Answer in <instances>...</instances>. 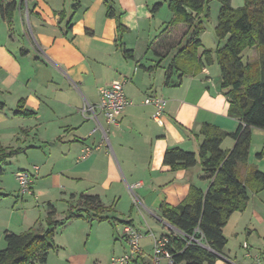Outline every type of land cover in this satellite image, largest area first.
I'll list each match as a JSON object with an SVG mask.
<instances>
[{
	"label": "crops",
	"instance_id": "0c3cea01",
	"mask_svg": "<svg viewBox=\"0 0 264 264\" xmlns=\"http://www.w3.org/2000/svg\"><path fill=\"white\" fill-rule=\"evenodd\" d=\"M76 2L78 10L69 13L59 0H24L23 8L18 6L10 23L0 15V103L5 105L0 111V143L20 149L0 168L2 176L7 172L14 176L21 170L36 176L32 195L25 196L18 195L17 187L5 190L0 177V194L6 196L0 200L3 242L7 231L21 234L45 226L46 217L42 218L41 211L33 209L34 215L26 204L34 201L38 206L42 199L43 207H54L48 198L52 190L64 195L68 211L75 202L78 206L81 196L100 197L105 208L111 209L104 216L120 223L123 237L126 226L137 230L134 214L127 219L114 215L129 190L139 211L173 231L161 218V205L177 207L191 186L206 192L211 180L205 179L199 160L193 168L173 171L163 164L164 153L180 148L198 154L204 124L227 133H235L239 126L237 119L228 116L229 105L221 82L211 80L209 67L181 80L179 74H173L172 85H165L172 58L191 35L186 25L171 26V21L158 24L161 1ZM105 2L117 20L107 16ZM156 5L160 6L153 11ZM98 6L100 17L94 21ZM118 21L126 29L121 33V44L116 43ZM125 50L132 51L134 58L126 57ZM115 80H126L124 92L131 104L119 117L118 128L110 127L100 116L101 126L107 131L104 139L103 131L94 132L97 122L85 118L81 109L84 103L97 104L99 89ZM146 96L165 100L159 121L153 119L154 107L144 104ZM21 101L33 117L16 115ZM255 132L264 136L263 131L253 129V135ZM233 145V140L226 139L222 149H232ZM87 148L92 153L85 156ZM251 154L252 148L249 165L258 168ZM19 157H26L27 166L18 163ZM13 161L18 168L8 171L6 166ZM240 173L245 175L246 169L240 168ZM137 184L139 187L132 193L130 187ZM111 212L115 218L109 216ZM245 231L253 235L256 229L247 224ZM148 234L153 240L168 235L156 236L151 230ZM258 252L264 258V252ZM222 256L230 263L225 250ZM136 257L149 258L148 264H156L154 247L149 257L144 248ZM159 264L168 262L161 260Z\"/></svg>",
	"mask_w": 264,
	"mask_h": 264
},
{
	"label": "trees",
	"instance_id": "16d2710c",
	"mask_svg": "<svg viewBox=\"0 0 264 264\" xmlns=\"http://www.w3.org/2000/svg\"><path fill=\"white\" fill-rule=\"evenodd\" d=\"M218 2L220 10L215 32L225 44L212 56L205 51L199 57L203 30L202 21L196 24V18H203L205 12L210 14L209 4ZM18 6L16 0H8L7 5L0 0V15L9 23ZM160 5H156L155 11ZM169 8L174 13L171 26L180 24L189 27L190 41L179 49L172 58L164 83L171 86L173 74L184 76L197 75L204 68L216 63L220 68L221 90L229 105L228 116L239 121L235 133H227L211 124H204L200 135L203 141L199 153L184 151L180 148L166 150L163 164L173 171L190 169L201 163L205 179L211 180L206 192L191 186L186 199L177 207L163 203L160 207L161 218L182 232V235L170 231L168 250L173 256L174 264H216L224 255L228 239L224 228L235 212H244L250 203L249 191L260 194L264 191V170L249 165L250 149L253 141V129L264 132V0H245L243 8L234 9L231 0H169ZM107 16L116 18L111 9ZM119 21L116 41L121 44V33L125 32ZM256 48L258 59L253 63H244L246 50ZM125 56L133 59L132 51H124ZM24 101L18 104L16 115L25 118L34 116L25 110ZM5 105L0 103V111ZM226 139L234 142L232 149L223 150ZM20 153V149L6 148L0 143V166ZM264 159V150L256 155ZM240 168H245L242 175ZM3 170L0 168V177ZM6 197L0 194V200ZM105 208L98 196H81L76 208L70 209L63 220L56 218V210L48 206L45 229L31 228L21 234L4 233L6 247L0 251V264H46L50 251L55 249L54 237L59 227L68 221L86 217L89 221H107ZM199 232V233H198ZM186 237H203L207 247L189 244Z\"/></svg>",
	"mask_w": 264,
	"mask_h": 264
},
{
	"label": "rangeland",
	"instance_id": "374dc122",
	"mask_svg": "<svg viewBox=\"0 0 264 264\" xmlns=\"http://www.w3.org/2000/svg\"><path fill=\"white\" fill-rule=\"evenodd\" d=\"M59 1H61L63 8L69 13L78 10V2H76V0ZM90 1L92 2V0ZM159 1L163 4V7L159 13H157V22L161 25L164 22L172 21L174 13L169 8V0ZM7 2L8 0H2L3 5ZM105 4L107 13V3L105 2ZM231 5L234 9L243 8L245 0H232ZM208 8L210 11L209 16L207 17L205 12L202 19L198 17L195 21L196 24L201 20L203 28L199 35V39L201 40V46L198 51L199 57H202L205 51L211 52L212 56H214L218 46L220 45V47H222L225 44V42L219 44L215 32L220 4L214 1L209 4ZM100 13L101 9L98 6L96 7L94 21L99 19ZM183 32L184 31H182V33ZM29 36L30 39H33L30 33ZM25 41L28 42V39L26 38ZM257 59L258 50L256 48L248 49L243 54L244 63H253L257 61ZM166 64L168 63L166 62ZM209 76L212 81L221 82L220 68L216 63L209 66ZM146 97L144 98V101ZM227 145L228 142L227 144H224L223 149H226ZM251 148L252 154L255 152L251 155L254 156L255 160L258 162V170L263 171L264 159H257L256 155L264 150V136H260V134L255 132ZM18 161L20 165L27 166L26 157H19ZM18 163L13 161L6 166V169L8 171L16 170V168H18ZM1 180L4 187H6L5 190H13L16 187L18 189V185L14 180L12 173L7 172L1 177ZM126 192H128V195L124 194L117 212L114 213V215L116 214V216L125 219H127L130 214L135 215L134 219L136 222V228L144 235L141 240V248L145 249V253L147 254V257H149L153 251L154 240L148 232L151 230L156 236H159L162 233L170 234V229L155 219L146 216L143 210L139 211L138 206H135L133 203L134 196L129 190H126ZM63 197L64 195L58 190L50 191L48 197L49 201L52 202L56 209V218L58 220L65 219L68 213V203L64 201L65 199ZM249 197L251 201L247 207V209L249 208L247 212L245 210V214H243L244 212L233 213L224 228L225 236L228 239L225 253L229 257L230 263L225 258H219L216 264H254L253 259L247 256V252H250L252 255L260 256L261 262L264 264L263 254L258 252L259 250L264 252V191L258 195L252 194L249 191ZM39 200V209V205L36 206L34 201H30L29 204H26V209H31V211L37 209L38 213L41 211L43 215L42 218H45L48 207L47 205L43 207L42 199ZM76 203L77 202H75V205ZM75 205L70 206V209L76 208L77 206ZM33 211L31 213L35 215V210ZM110 214L111 215L109 216L113 218V213L111 212ZM240 220H242L241 223H239ZM247 224H249L251 229H256L253 235H249L248 232L245 231ZM119 225L120 223L116 222L114 219L107 221H98V219H96L91 222L84 217V219H73L68 221L65 226L57 229L54 237L55 249L50 251L46 264H112L113 258H119L126 254H130V248L127 242L123 239V228ZM40 228L45 229V226L41 225ZM246 243L249 245V251L244 248ZM2 247L4 249L6 244L3 242L0 233V248ZM3 249H0V251ZM254 252L257 253L254 254ZM148 259L149 258L142 260L141 257H134L130 264H148Z\"/></svg>",
	"mask_w": 264,
	"mask_h": 264
},
{
	"label": "built area",
	"instance_id": "2783aa9c",
	"mask_svg": "<svg viewBox=\"0 0 264 264\" xmlns=\"http://www.w3.org/2000/svg\"><path fill=\"white\" fill-rule=\"evenodd\" d=\"M126 80H115L109 86L99 89V101L97 104L84 103L81 114L88 119L96 121L98 128L94 131L101 130L103 131L104 139L107 135V131L101 126L100 116H102L107 125L110 127L118 128L120 126L119 117L124 112L125 108L128 107L131 103L125 96L124 85ZM145 105L154 107L155 112L153 119L159 121L164 114L165 110V100L157 96L147 97L144 101ZM92 153L90 148L85 150V156ZM36 172L39 170L35 168ZM15 181L18 185V195H32V186L36 180V176L29 171H18L15 173ZM139 185H134L130 187V190L133 191L138 188ZM175 233L184 236L182 233H179L172 229ZM199 233V232H198ZM130 248V254H126L119 258H113L112 264H130L134 257L139 256L141 253L140 241L143 238V235L134 229L131 226H126L124 229V237ZM189 244H197L199 246L207 247L204 242L203 237L194 238L186 237ZM169 244V238L167 236H162L159 238H154V262L159 264L161 260H165L168 264H174L173 256L168 250L167 246ZM244 248L249 251V245L246 243ZM247 256L251 257L254 261V264H262L261 258L258 255H252L250 252H247Z\"/></svg>",
	"mask_w": 264,
	"mask_h": 264
},
{
	"label": "water",
	"instance_id": "95a60500",
	"mask_svg": "<svg viewBox=\"0 0 264 264\" xmlns=\"http://www.w3.org/2000/svg\"><path fill=\"white\" fill-rule=\"evenodd\" d=\"M170 228L174 229L175 231L182 233L180 230L176 229L175 227L171 226L170 224L166 223ZM220 258H224L222 255H219Z\"/></svg>",
	"mask_w": 264,
	"mask_h": 264
}]
</instances>
